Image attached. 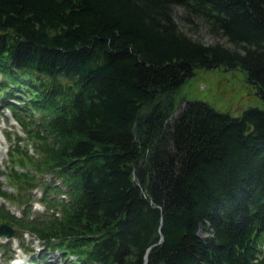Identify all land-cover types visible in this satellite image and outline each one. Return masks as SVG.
<instances>
[{"label":"trees","instance_id":"obj_1","mask_svg":"<svg viewBox=\"0 0 264 264\" xmlns=\"http://www.w3.org/2000/svg\"><path fill=\"white\" fill-rule=\"evenodd\" d=\"M217 67L264 101V0H0V96L36 129L20 164L67 186L25 226L80 264H264V107L180 96Z\"/></svg>","mask_w":264,"mask_h":264},{"label":"rangeland","instance_id":"obj_2","mask_svg":"<svg viewBox=\"0 0 264 264\" xmlns=\"http://www.w3.org/2000/svg\"><path fill=\"white\" fill-rule=\"evenodd\" d=\"M203 36L205 40L210 41L209 36ZM180 96L185 97V101H204L214 108L229 112L232 115H238L243 109L248 107H264L263 99L257 95L255 88L245 81L244 73L241 69L226 70L223 67L208 70L197 69L183 85ZM184 104V101L178 103L177 110L184 106ZM173 115L174 113L172 117ZM3 116L4 115L0 113V132L6 124ZM15 129L22 134L18 126H15ZM5 148V144L1 141L0 149ZM4 162L5 159L0 161V167H3ZM49 177V175H46L44 179L49 181ZM4 188H7V185H5ZM37 196H39L38 189ZM13 208L14 211H17L15 206H12V209ZM202 234L201 232V235ZM23 244L29 248L30 244H37V240L27 234L26 237L23 238ZM48 260L49 262H54V264H66V260L61 258L58 253L49 256ZM0 264L9 263L1 260Z\"/></svg>","mask_w":264,"mask_h":264},{"label":"water","instance_id":"obj_3","mask_svg":"<svg viewBox=\"0 0 264 264\" xmlns=\"http://www.w3.org/2000/svg\"><path fill=\"white\" fill-rule=\"evenodd\" d=\"M178 114V110L174 113V117ZM145 260H146V257H145Z\"/></svg>","mask_w":264,"mask_h":264},{"label":"bare ground","instance_id":"obj_4","mask_svg":"<svg viewBox=\"0 0 264 264\" xmlns=\"http://www.w3.org/2000/svg\"><path fill=\"white\" fill-rule=\"evenodd\" d=\"M0 153H1V154H3V152H2V151H0ZM145 264H146V263H145Z\"/></svg>","mask_w":264,"mask_h":264}]
</instances>
